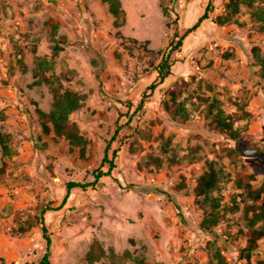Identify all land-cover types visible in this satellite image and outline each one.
Segmentation results:
<instances>
[{
	"label": "rangeland",
	"instance_id": "374dc122",
	"mask_svg": "<svg viewBox=\"0 0 264 264\" xmlns=\"http://www.w3.org/2000/svg\"><path fill=\"white\" fill-rule=\"evenodd\" d=\"M229 0H213L208 17L187 34L173 57L171 74L153 91L155 66L175 29L181 35L204 12L208 0H120L116 16L102 0H0V131L9 133L13 152L2 156L0 256L13 264H38L46 251L40 225L23 234L19 222L42 207L50 235L49 264H109L100 253L144 255V264H244L245 206L203 227L206 211L195 192L212 160L222 170L213 192L230 203L237 170L264 177V155L226 156L236 144L210 126L207 103L214 96L226 112L250 115L239 121L264 147V30L240 0L232 19L219 23ZM60 47L58 51L55 47ZM51 67H39L40 61ZM50 78L53 87L40 78ZM82 96L69 123L83 137L72 145L47 122L56 96ZM142 102L140 107L137 105ZM179 107V108H178ZM173 112L171 109H176ZM116 148L115 166L85 189L102 165L106 145ZM238 198V196H237ZM264 257V236L252 260ZM1 264V262H0ZM122 264H135L123 261Z\"/></svg>",
	"mask_w": 264,
	"mask_h": 264
},
{
	"label": "trees",
	"instance_id": "16d2710c",
	"mask_svg": "<svg viewBox=\"0 0 264 264\" xmlns=\"http://www.w3.org/2000/svg\"><path fill=\"white\" fill-rule=\"evenodd\" d=\"M106 2L109 10L118 16L123 15V9L121 7L120 0H102ZM248 5L252 4V0H244ZM240 0H229L226 4V12L223 15L216 17L217 22L224 23L232 19V16L238 11ZM213 6V0H208L207 6L204 12L198 17L195 23L185 29V31L179 35L178 31L175 29L173 36L168 41L167 45L161 51V56L158 63L155 66L156 78L148 85V89L151 91L157 86V84L162 83L171 74V68L174 64L173 54L179 50L182 46V41L184 37L195 30L200 23L208 17V11ZM252 16L255 20L259 21V27L264 30V7L257 6L252 9ZM60 47L56 46L55 50L58 51ZM258 62L261 64V71L264 74V57L255 52ZM51 67V64L46 61H40L39 67ZM40 78L46 81L53 87V83L49 77L44 75L43 71H39ZM56 96L53 100L51 108L45 112L41 111L40 115L43 117V126L45 130L49 127L47 122L51 123V127L54 132L58 135H63L68 139L72 145L83 144V137L76 131V129L69 123V115L71 112L76 110L80 106L81 95L74 91L64 90L59 93L56 90ZM204 100L207 103V116L210 117V126L214 127L220 131L226 132L232 139L236 140V144L227 149L226 156L231 164L237 166L241 157L248 155L263 154L264 147H258L254 142H249L246 138L251 137L250 134L245 132V127L237 124L239 121L247 118L250 114L244 110V105H240L239 112H226L224 108L220 105L219 100L210 96ZM143 101L137 105L140 107ZM179 108V107H178ZM173 112H178L176 109H171ZM0 117L3 114L0 112ZM0 147L2 156H10L13 149L10 145V135L9 133L0 131ZM111 146L108 143L105 147L104 156L102 158V165L107 163V170L97 169L95 171V179L90 183H82L78 181L67 182V193L62 198L61 204L66 201L68 193L71 188L80 187L85 189L89 184H94L101 176L110 174L112 168L115 166V158L117 156V149L114 148L109 153ZM5 162L0 166V179L5 173L4 168ZM222 170L217 168L212 160L208 161L207 169L198 177L197 184L195 186V192L199 198L201 206L206 211V215L203 218V227L212 225L223 219L227 212H234L239 209L240 202L244 203L245 206V219H246V243L239 250V258L244 260V264H264V257L259 258L256 261L252 260V255L254 250L258 247V240L264 236V177L261 183L257 186L253 185L255 176L253 173H246L241 170H237L234 176V185L237 189L236 193L231 197L230 203H221L219 196L215 195L213 192L218 186L220 178L222 176ZM238 196V198H237ZM49 205L42 207L40 214L34 216L29 221L19 222L13 227V232L17 234H23L32 224L38 223L40 225L42 235L46 240V251L39 260L38 264H49V246L51 243L50 235L48 233L47 226L44 222L43 214L46 210L52 209ZM100 253L109 258V264H122L123 261H129L135 264H144V255L135 256L129 250H125L121 255L115 254L113 251L104 252L100 249ZM213 261L210 264H222L224 259L219 252L213 253ZM1 264H13L8 263L4 257L0 256Z\"/></svg>",
	"mask_w": 264,
	"mask_h": 264
}]
</instances>
